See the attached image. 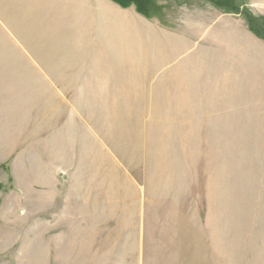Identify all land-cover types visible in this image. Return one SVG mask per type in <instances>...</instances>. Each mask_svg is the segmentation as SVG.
<instances>
[{"label": "rangeland", "instance_id": "1", "mask_svg": "<svg viewBox=\"0 0 264 264\" xmlns=\"http://www.w3.org/2000/svg\"><path fill=\"white\" fill-rule=\"evenodd\" d=\"M123 1L0 0V264H264V0Z\"/></svg>", "mask_w": 264, "mask_h": 264}, {"label": "trees", "instance_id": "2", "mask_svg": "<svg viewBox=\"0 0 264 264\" xmlns=\"http://www.w3.org/2000/svg\"><path fill=\"white\" fill-rule=\"evenodd\" d=\"M112 1L116 2L118 5H120V6L123 7V8H129V6L132 5V3H129V4H128V3H125L123 0H112ZM210 1L215 2L216 4H218V5H220V6L224 7V8H227V7H228L227 4H230V3H228V2H225L224 0H210ZM228 8H230V7H228ZM137 11H138L140 14H142L143 16L148 17V16H147L146 14H144L140 9H137ZM234 11H235V9H234ZM249 22H250V31L253 32L256 36L264 37V36H261V35H260L259 31H257L256 26L253 25V20H252V18L249 20Z\"/></svg>", "mask_w": 264, "mask_h": 264}]
</instances>
